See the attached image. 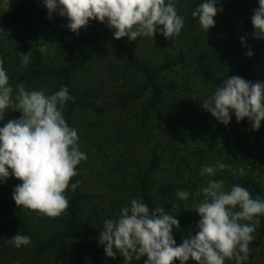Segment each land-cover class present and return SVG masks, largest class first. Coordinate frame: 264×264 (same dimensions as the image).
Listing matches in <instances>:
<instances>
[{
  "label": "trees",
  "instance_id": "obj_1",
  "mask_svg": "<svg viewBox=\"0 0 264 264\" xmlns=\"http://www.w3.org/2000/svg\"><path fill=\"white\" fill-rule=\"evenodd\" d=\"M243 1L222 0L220 8L224 17L221 22L224 25L220 26L217 22L206 33L200 28L197 19L192 17V11L203 0H189L183 16V29L178 36L169 39L183 46L164 52L158 61H144L126 38L115 39L112 30L95 20L83 28L86 30L84 37L72 48L70 56L58 65L46 64L41 51L36 47L5 39H0V61L3 62L9 82L13 85L14 96L15 86L19 83H23L26 89L30 90L35 84L48 82L54 86V92L62 86H67L74 99L65 104L63 115L69 126L76 129L75 118L80 112L102 114L105 111L102 106L104 91L100 88L81 89L76 86V81L94 57L100 54L102 44L106 42L122 58V74H132L139 80L132 88L114 96V104L123 111L144 99L134 112L138 129L149 128L155 122H167L170 112L175 111H178L179 116L189 118L188 120L202 121L209 114L202 106L198 108L204 98L190 101L191 107L187 114H181L178 105L182 98L179 97L173 82H165L166 74L178 65L189 64L188 67L192 68L198 83L212 92L224 78L238 75L246 79L264 55V40L252 36L251 16L259 6L258 0H248L252 14L244 23V34L227 18ZM46 11L43 0H8L7 9L0 13V25H22L23 22L30 25L33 20L43 18ZM224 20L230 22L225 23ZM241 36H245L243 43L240 41ZM247 51H252L253 55L247 56ZM24 53H29L27 65H22ZM4 116L5 120L0 122V126L9 119L19 118L21 113L9 108L5 110ZM196 148L195 158L198 156L203 161L194 159L193 163L202 168L210 158L204 161L205 154L200 147ZM180 161L185 164V168L181 165L182 168L175 169L176 179L178 185L190 193H195L198 188L203 187L202 178H211L221 181L226 190L233 184H240L249 190L253 198H264V159L256 158L248 149H243L234 159L227 156L217 160L229 165L232 171L226 168L218 171L214 177L205 176L198 180L193 178L195 174L193 176L192 173L196 172L198 175L200 170L193 169L186 159ZM217 161H213V165ZM161 164L162 155L157 149H152L135 181L134 197L142 198L150 209L159 206L153 195V187ZM239 169H243L242 174L237 171ZM77 172L69 183L71 185L79 180L80 186L74 192L66 190L69 205L65 212L57 217H48L17 206L12 199V193L14 186L21 183L20 180L10 177L7 182L0 183V264H47L50 254L65 243L74 244L77 250L72 253L69 263L62 261L57 264H123V257L119 255L115 258L106 256L98 238L103 230L104 220L116 218L121 207L128 203L113 192L95 189L92 184H84L80 164L77 166ZM201 198L202 196L190 195L188 200H180L176 190L166 195L164 202L167 203L168 209H164L174 211L172 214L176 215L180 224L179 229L174 227L173 232L177 245L197 230L200 217L193 208ZM259 219L260 225L253 234L255 239L249 245V258L245 264H264V216ZM18 231L31 238L29 245L16 248L10 243V238ZM145 259L146 257H142L138 261L134 258L131 264H144ZM174 264H179V261H174ZM186 264L195 262L189 259ZM227 264H235V261L230 260Z\"/></svg>",
  "mask_w": 264,
  "mask_h": 264
},
{
  "label": "clouds",
  "instance_id": "obj_2",
  "mask_svg": "<svg viewBox=\"0 0 264 264\" xmlns=\"http://www.w3.org/2000/svg\"><path fill=\"white\" fill-rule=\"evenodd\" d=\"M51 18L53 14L67 19L65 27L75 34L90 21H99L112 30L115 39L138 37L154 39L157 33L165 39L178 36L184 27V17L179 15L176 0H43ZM220 0H203L192 11L200 28L208 32L215 25L214 17L222 9ZM251 16L252 36L264 40V0ZM162 26V27H160ZM6 32L0 29V37ZM245 41V36L240 37ZM30 53V52H29ZM24 53L22 65L29 62ZM247 56L253 55L247 51ZM14 88L0 61V122L5 120V110H19L21 116L9 119L0 126V183L14 177L21 183L14 186L15 204L37 211L48 217L60 216L69 205L66 190L75 191L80 186L70 179L78 174L77 166L87 159L78 144V133L70 127L63 115L65 104L74 99L67 86L52 94L45 90H27L23 83ZM218 122L227 126L235 116L237 122L247 118L253 130L264 120V81L251 82L233 75L224 78L214 93L201 104ZM229 165L217 161L204 165L201 177H214ZM240 174L243 169L237 170ZM180 200L190 195L201 197L193 208L200 219L194 234L177 245L173 228L179 229V220L171 211L157 206L150 209L142 198H134L121 207L114 219H106L98 243L107 257H123V264L135 258L146 257L144 264H186L189 259L197 264H245L249 258L250 243L264 216V198H253L240 184L225 189L222 182L207 179L206 186L195 193L178 188ZM187 209V208H186ZM16 248L31 243L28 235L19 231L10 238Z\"/></svg>",
  "mask_w": 264,
  "mask_h": 264
},
{
  "label": "rangeland",
  "instance_id": "obj_3",
  "mask_svg": "<svg viewBox=\"0 0 264 264\" xmlns=\"http://www.w3.org/2000/svg\"><path fill=\"white\" fill-rule=\"evenodd\" d=\"M188 1L176 0L179 15L184 16ZM7 7L8 0H0V13ZM251 14V5L248 0H244L227 18L244 34V23ZM222 17L224 16L219 11L214 17L215 23L223 26ZM230 21L224 20L225 23ZM66 24V18L57 14L50 18L46 11L43 18L33 20L30 25L25 22L22 25L2 23L0 29L6 33L0 39L19 41L29 47H36L41 51L46 64L58 65L70 56L72 48L86 33L82 28L77 35L67 29ZM124 38L128 40L127 37ZM129 42L144 61H158L164 52L183 46H179L174 40L165 39L159 33L154 39L138 37L136 41ZM188 65H178L166 74L165 79L167 84L173 82L176 85V91L182 98L178 109L185 115L191 107L190 101L199 97H203L205 101L214 93L198 83L192 68ZM122 68V58L105 42L102 44L100 54L94 57L76 81V86L81 89L100 88L104 91L102 103L104 113L80 112L75 118L79 148L87 155V159L80 162L84 184H92L95 189L113 192L130 204L135 198L133 194L136 177L149 152L155 148L162 155V164L155 176L153 195L159 206L168 209L167 203L164 202L166 195L178 188L183 189V186L178 185L175 175V169L182 166L185 168V164H181L180 160L186 159L193 169L198 171L201 169L193 163L194 159H200L198 156L195 158L196 147H200L205 154L204 161L210 158L205 165H213V161L225 159L227 156L234 159L243 149L253 152L258 159H264V120L258 130H253L247 118L237 122L232 115L229 124L225 126L210 113L202 121H195L184 118V115L181 117L178 111H175L170 112L167 122H155L149 128L138 129L135 125L134 112L144 99L124 111L114 104V96L139 83L138 78L132 74L123 75ZM245 80L264 81V55ZM30 90H45L46 94L50 95L54 93V86L44 82L35 84ZM198 108H201V105H198ZM192 174L193 176L195 174L193 177L195 180L202 178L196 172ZM206 181L202 178V186L206 185ZM173 212L171 211V214ZM76 250L74 244L65 243L50 254L47 264L62 261L69 263L72 253ZM227 262L230 260H226L225 264Z\"/></svg>",
  "mask_w": 264,
  "mask_h": 264
}]
</instances>
